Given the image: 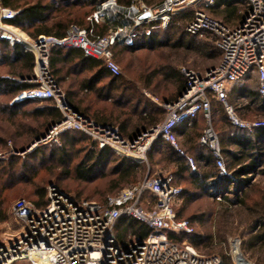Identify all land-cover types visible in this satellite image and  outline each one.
Returning a JSON list of instances; mask_svg holds the SVG:
<instances>
[{
	"label": "built area",
	"instance_id": "built-area-1",
	"mask_svg": "<svg viewBox=\"0 0 264 264\" xmlns=\"http://www.w3.org/2000/svg\"><path fill=\"white\" fill-rule=\"evenodd\" d=\"M245 2L249 7L248 15L236 28H230L203 12L196 13L194 21L187 26V33L194 36L204 32L215 35L222 52L221 62L204 75L184 70L187 85L183 95L175 103L165 104L166 117L162 123L135 141H127L115 127L80 115L67 103L65 94L49 71L51 47L80 48L87 56L104 60L108 72L118 77L121 71L111 52L114 45H132L139 31L150 34L154 30H164L175 13L197 6H212L214 0H164L156 7L142 1L125 6L116 0H105L88 18V29L72 25L62 39L41 36L36 45H30L28 49L35 54L36 75L33 82L37 87L22 92L14 103L29 99L52 100L62 112L63 120L39 144H47L61 133L79 131L97 141L100 149L109 148L132 160L146 162L147 153L161 139L180 155L186 156L191 169L195 170L194 159L179 148L175 131L191 125L199 114L210 120L212 99L224 105L233 125L250 132L264 128V120L251 124L240 122L233 106L227 103L229 90L246 81L252 73L258 75L259 94L264 98V0ZM13 16V11L1 9L0 40L27 44L28 39L23 41L11 31V27L3 25L5 19ZM104 23L111 27L108 35L101 37L95 33L94 27ZM200 144L211 152L220 172L224 173L220 139L211 124L201 135ZM181 192L180 187L173 185L172 176H147L117 197H108L105 205L77 200L55 187L50 189L48 205L44 209H36L33 204L19 200L11 212L16 221L26 225L27 231L10 245L0 242V264L20 261L30 264H223L219 257L200 255L192 245L185 243L180 246L170 240L168 233L171 232L193 233L188 221L177 218L175 203ZM147 193L155 198V203L152 208L144 209V202L148 207L151 205L145 199ZM123 217L141 221L152 230L151 233L144 240L121 246L115 235V226Z\"/></svg>",
	"mask_w": 264,
	"mask_h": 264
},
{
	"label": "rangeland",
	"instance_id": "rangeland-1",
	"mask_svg": "<svg viewBox=\"0 0 264 264\" xmlns=\"http://www.w3.org/2000/svg\"><path fill=\"white\" fill-rule=\"evenodd\" d=\"M28 1L35 2L38 0ZM158 2L159 0H151L150 4L144 3L150 7H156L155 4ZM215 4L216 1L214 0L213 6ZM210 7L212 6L192 7L191 11L193 12L190 13L194 16V11H198L200 8L207 14L215 16ZM244 8L245 6L241 4L240 9L244 11ZM1 9L3 8L0 2V11ZM88 11V8L76 9L78 14H86ZM3 25L11 27V31L19 37L23 33L25 36H22V39H28L27 44L19 41L14 43L18 42L26 49L30 45L37 44L38 40H33L24 31L5 22ZM186 26L187 21H179L173 27L168 25L166 29L157 33L156 42L148 45H134V43L129 46L121 45L122 48H118L115 54V60L118 64L115 63L120 68L121 78L119 87L112 91L108 90V79H104L96 86L98 92H81L79 86L83 81V76L68 75L71 69L74 72L77 70L68 65H60L59 68L62 69L60 77L63 78L64 82L60 85L59 82L56 84L66 98L67 93H71L76 105L82 110H88L86 115L90 117V120L102 123L96 118L103 117L113 123L114 126L112 127L116 129L118 128L114 122L139 121L140 111L143 109L158 116L164 109V99L175 98L181 82L186 81L187 85L184 70L204 75L221 62L222 57L214 45L212 35L207 33L198 37L188 36L186 35ZM125 47H129L131 50L122 53L121 51ZM48 66L50 74L53 75L50 56ZM34 72L36 75V69ZM10 73L11 70L8 66L0 67V77H10L12 76ZM256 88V80L253 78L243 90L256 93ZM255 97L244 92L231 95L230 102L234 107L235 116L240 122L251 124L255 121L264 120V101L257 100ZM15 98L6 95L0 89V241L4 245L12 244L27 231L26 225L15 220L11 210L20 199L35 206V203L40 201L35 197L36 191L44 190L46 192L43 207L35 206L36 209L41 210L48 205L49 191L53 187L80 199L104 203L107 195L119 193L131 186L125 182H120V186L113 190L116 179H118L117 175L114 174V169L117 167L116 162L99 164L95 167L96 173L92 174L88 180H79L75 174V168L85 160L83 157L86 150L84 149H88L94 139L90 137L89 141L79 144L74 149L66 145L67 154L65 156L59 155V151L65 145L64 137H77L79 133L76 131L61 133L55 140L47 144H39L37 140H32L29 135L32 130H37L40 133L45 132L46 129L41 126L42 121L25 118L23 113L43 107L46 104H29L16 107ZM53 104L56 106L55 103ZM213 109L212 121H218L214 127L216 131H219V127L224 125L220 121L227 119V117L216 105ZM223 127L224 133L229 131V127L225 125ZM241 130L240 133H250L246 128H241ZM252 141H255L256 146V150L252 153L260 164L254 174H249L247 179L243 181L235 179L230 180L225 185L219 184L218 181L211 184V188L215 185L222 187L219 188L222 196L233 201H236L239 196L247 194L250 197L249 206H255L256 202H260L264 198V138H254ZM95 142L97 143V141ZM34 143L37 146L26 153L14 151V148H21ZM182 149L187 151L190 156L194 153L197 157L200 156L199 151L192 153L185 147ZM230 150L237 153L236 147H231ZM114 154L116 157L122 156L115 152ZM139 163H144L146 173L149 167L152 175L174 176V166L169 164L166 157L158 153H154L152 162L146 155V162ZM90 165H92L91 162L88 163V166ZM229 165V159H225V172L221 173L222 176L228 174ZM206 171H208L206 164L202 162L199 173L202 174ZM143 177L144 175L139 180ZM175 178L180 187L186 191L175 203L176 209L178 212H182L183 219H190L194 223L195 233L205 238L197 250L200 255L206 257L219 256L222 260L228 257L232 264H238L237 260L239 261L240 258L242 262L239 264H264V250L260 252L249 250L246 247L251 235L260 231V227L252 231L251 222L261 219L264 223V216H255L250 221V212L239 207L229 209L227 205L222 204L221 200L214 198L215 194L207 191V188H196L192 183L193 177L186 176V180ZM223 188L229 190L223 191ZM210 237L213 239L212 242ZM23 263L21 261L17 264Z\"/></svg>",
	"mask_w": 264,
	"mask_h": 264
},
{
	"label": "trees",
	"instance_id": "trees-1",
	"mask_svg": "<svg viewBox=\"0 0 264 264\" xmlns=\"http://www.w3.org/2000/svg\"><path fill=\"white\" fill-rule=\"evenodd\" d=\"M27 1L0 0L3 9H8L13 12H16V14L12 18L5 19L4 21L9 25L24 31L33 40H38V38L41 36L62 39L66 36L67 31L72 25H76L82 29H88L89 28L88 18L93 14V12L97 9V7L105 0H38L35 2H30V1L27 2ZM116 1L121 5L128 6L136 0H116ZM142 1L146 2L147 4L151 3V0H142ZM163 1L164 0H159V2L155 4V6H159L160 4H162ZM215 1L216 4L214 6L212 5L210 9L217 17L207 14L204 10L200 8L198 9V11H194V16H192L193 14H191L190 12L193 11H191V8H189L175 13L169 25L173 27L176 26V23H178L179 21H187V26H188L192 21H194L197 12H203L210 18L218 20L219 22L223 23L224 25L230 28H236L243 23L245 17L248 15L249 7L248 4L245 2V0H215ZM241 4L245 6L244 11L240 9ZM78 8L80 9L88 8L89 11L86 14H80V13L78 14L76 12V9ZM232 23L236 25L234 26L230 25ZM110 27H111L110 24L104 23V24L95 25L94 30L97 35L103 37L108 35ZM161 31H163V29L154 30L150 34H147L144 30L139 31L137 36L135 37L134 45L140 44L144 46L152 42H156V35ZM207 33L208 32H204L202 35L194 36L188 34L186 31V35L191 37L203 36L204 34ZM211 35L214 39V45L218 50V52L220 53V56L222 57V52L217 46V37L213 34ZM23 36L25 35L23 34ZM118 48H122L120 44H116L111 48L112 59L114 62H116L115 54ZM128 50L130 51L131 49L129 47H125V49H123L121 52L122 53L127 52ZM49 56H50V66L53 73L52 77L56 81V83L59 82V85L62 82H64L63 78L60 77L62 75V69H60L59 67L60 65H66V66L68 65L71 68L77 69L76 72H74L71 69L68 75L76 74L79 77L83 76L82 77L83 81L79 86V90L83 93L98 92L96 86L100 84L104 79H108V90L112 91L113 89L119 87L121 75L118 77L112 76L108 72L104 60L97 59L92 56H87L85 51L80 48H64L62 46L55 45L51 47ZM3 66H8L11 70L10 74L12 75L10 77L9 76L0 77V89H2L3 93H5L6 95L15 98L16 96L20 95L22 92L29 91L37 87V85L33 82L35 79V72H34L35 56L33 52L26 49L22 44L18 42L11 44L6 39L0 40V67ZM253 78L256 80V84H257L256 93L243 90L245 86L249 84V82ZM185 89H186V81L180 83L176 97L172 99L170 98L164 99V104L175 103L183 95ZM241 90L246 94L249 93L252 96H256L255 98L257 100L261 99L264 101V98H262L259 94V79L256 73H252L246 81L234 85L233 88L229 90L228 98H227V103L229 105L233 106L232 103L230 102L231 95L242 93ZM66 100L67 103L77 113L90 119V117L86 115L88 110H82L78 105H76L74 98H72L71 93H67ZM40 103H44L46 105H44L43 107H38L31 111H25L23 113V116L25 118H32L34 120L42 121L41 126L42 128L46 129L44 133L43 132L40 133L37 130H32L29 135L32 140L33 139L38 140L43 135L47 134V132L50 130L51 127L58 125L64 118L62 112L53 104L54 102L52 100L29 99L22 101L20 103H15V106L16 107L21 105L26 106L29 104H40ZM215 105L217 108L221 109L222 112L226 114L227 119L220 121L224 123L225 126L229 127V131L226 133H224L225 130H223L224 125L219 127V131H216L214 127V124H218L217 123L218 121H212V117L214 113L213 108L215 107ZM165 117H166V110L164 108L160 112V114H158V116L152 115L151 113L148 112H147V116L141 115L139 117V121H150V123L151 121H154L156 123L153 127H156L159 125V123L157 122L163 121ZM96 119L99 122H102L99 124L114 126L112 125L113 123H110L103 117ZM209 124H211V126L213 127L214 131L217 133L220 139L222 157L224 163H225V159H229L230 161V165H229L230 169L228 174H226V176L221 175V172L216 165V160L213 158L211 152L206 147L200 144V137L204 133L205 129L209 126ZM179 129L180 128H177L175 131V134L177 135L178 138L179 148L183 150L187 156H190L187 153V151L182 149L181 145L179 144L178 133L180 131L182 132L185 131L186 140L189 145L188 150L192 151V153L193 151L200 152L199 157L194 155L195 153L192 154V156H190L194 159L196 163V169L192 170L190 164L188 163L187 157L180 155L173 148V146H171L169 143L161 139L158 140L155 143V145H153L151 150L147 153V158H149V161L150 162L153 161L154 153L155 154L158 153L166 157V160L169 162V164L174 166V172H173L174 176L172 177H173V185L176 187H180V185L177 183L175 177H177V179L179 180H184V179L186 180V176H190L194 178L192 183L195 185L196 188H201V189L207 188V191H211L212 194H215V197L213 196L214 198L221 200L222 204L227 205L229 209L238 208V207L241 209H246L248 212L251 213L250 221L255 216H264V198L262 201L256 202L255 206H249L248 201L250 200V197L247 194L243 196H239L236 201H233L230 198L222 196V193L219 189L222 187H218V185H215L216 187L213 186L211 188V184L214 182L216 183V181H218L219 184L222 183V185L223 184L225 185L228 184L230 180L241 179L243 181L247 179V176L249 174H254L255 170L259 168L260 164L257 161L255 155L252 153L253 151L256 150L255 141L252 140L254 138L255 139L264 138V128L254 129L249 134L240 133L242 131L241 128L232 124L225 111L224 105L212 99V112H211L210 120L206 119L203 114H199L190 128L186 130H179ZM76 132L79 133L77 137H64L65 145L64 147H62L61 151H59L58 153L59 155L65 156V154H67V151L65 149L66 145L67 147L74 149L79 144L85 143L91 139L89 136L79 131ZM31 145L32 144H29L28 146L21 148H14V151L17 153H22L23 151H27ZM231 147H236L237 153L231 151L230 150ZM84 150H86V153L83 157L85 160H83L75 168V174L79 180H88L89 177L92 176V174L94 175L96 173L95 170L96 166H98L99 164H105L107 162L109 164L116 162L117 164V167L114 169V174L117 175L118 179H116V183L113 190L117 189L120 186L119 185L120 182H125L126 184H130L131 186H129L128 188H132L135 185L141 183L147 176L150 178H154V177L165 178L171 176V175H165V176L152 175L149 167L146 173L144 163H139L137 161H134L132 159L123 156L116 157L114 151H112L109 148L100 149L94 140L92 141V145L88 146V149L85 148ZM89 162H91L92 165L88 166ZM202 162L206 164V168L208 171L200 174L199 168ZM143 175L144 177L141 180H139ZM180 188L182 192L179 199L186 192L182 187ZM222 190L225 191L229 189L223 188ZM121 192L107 195L104 203L97 201L96 202L99 203L100 205H105L107 203L108 197H117ZM45 196H46V192L44 190L36 191L35 197L40 201L36 202L35 206L43 207ZM71 196H73L77 200H82L80 198H77L75 195H71ZM145 199L148 200L151 203V205L148 207V205L144 202L142 204V208L144 209L152 208V206H154L155 203V198L151 194L147 193ZM84 200H88V199H84ZM175 211L178 220L188 221L190 223V225L193 228V233L186 234L182 232L181 233L171 232L168 233L170 240L180 246H183L185 243L190 244L196 250H198L202 245L203 241L205 240V238L195 233L194 223L190 219H183L182 212L181 211L178 212L176 206H175ZM251 223H252V227H251L252 231L258 229L259 227H260V231H258L254 235H251L246 247L249 250H258L261 252L262 250H264V223L262 222L261 219L255 221L253 220ZM151 231L152 230L147 225H145L144 223L133 217H123L117 222L115 226V235L117 241L121 246H126L129 243L137 240H144L148 237ZM210 241L211 242L213 241L211 237H210ZM222 261L223 264H232L230 258L228 257L224 258Z\"/></svg>",
	"mask_w": 264,
	"mask_h": 264
},
{
	"label": "crops",
	"instance_id": "crops-1",
	"mask_svg": "<svg viewBox=\"0 0 264 264\" xmlns=\"http://www.w3.org/2000/svg\"><path fill=\"white\" fill-rule=\"evenodd\" d=\"M15 14H16V12H14V15ZM140 114L142 116H147V111L143 109V111H140ZM155 123L156 122H154V121H151V123H150V121H120V122H117V123L114 122V124L116 125V127L121 132L122 136L127 141H135V140H137V138L139 137V135H141L142 133H144V132L148 131L149 129H151L155 125ZM157 123L160 124V123H162V121H158ZM191 125H186V126L180 127L179 130H186V129L190 128ZM185 133H186L185 131L184 132L180 131L178 133L179 144L182 147H185L186 149H188V146L189 145H188V142L186 140ZM22 262H24L23 264L28 263L26 261H22ZM17 263H15V264H17ZM28 264H30V263H28Z\"/></svg>",
	"mask_w": 264,
	"mask_h": 264
},
{
	"label": "water",
	"instance_id": "water-1",
	"mask_svg": "<svg viewBox=\"0 0 264 264\" xmlns=\"http://www.w3.org/2000/svg\"><path fill=\"white\" fill-rule=\"evenodd\" d=\"M54 127H55V126L51 127L50 130L47 132V134H45V135H43L41 138H39V139L37 140V142H40L41 140H45V139L47 138V136L50 134V132L52 131V129H53ZM34 145H35V143H34L32 146H30V147L28 148L27 151H30ZM27 151H23L22 153H26Z\"/></svg>",
	"mask_w": 264,
	"mask_h": 264
},
{
	"label": "bare ground",
	"instance_id": "bare-ground-1",
	"mask_svg": "<svg viewBox=\"0 0 264 264\" xmlns=\"http://www.w3.org/2000/svg\"><path fill=\"white\" fill-rule=\"evenodd\" d=\"M13 29V28H12ZM21 35V37L23 36V34H20ZM18 37H19V35H18ZM20 37V38H21ZM22 39V38H21ZM26 40V38L25 39H23V41H25ZM35 147V146H34ZM239 262H242L240 259H239Z\"/></svg>",
	"mask_w": 264,
	"mask_h": 264
}]
</instances>
